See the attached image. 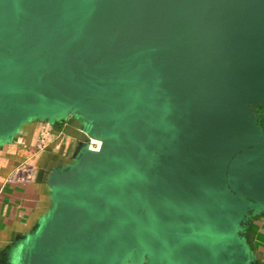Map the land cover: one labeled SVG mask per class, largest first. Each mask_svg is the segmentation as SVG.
I'll list each match as a JSON object with an SVG mask.
<instances>
[{"label":"water","instance_id":"obj_1","mask_svg":"<svg viewBox=\"0 0 264 264\" xmlns=\"http://www.w3.org/2000/svg\"><path fill=\"white\" fill-rule=\"evenodd\" d=\"M264 0H0V138L85 122L34 264H249L264 210Z\"/></svg>","mask_w":264,"mask_h":264},{"label":"crops","instance_id":"obj_2","mask_svg":"<svg viewBox=\"0 0 264 264\" xmlns=\"http://www.w3.org/2000/svg\"><path fill=\"white\" fill-rule=\"evenodd\" d=\"M75 118L68 117L63 128L54 127L67 138L61 149L35 150L47 121L41 118L25 123L13 138H0V264H34L35 240L55 204L51 175L75 159L74 143L95 141L85 140L87 132L83 133ZM22 164L32 166V179L10 180ZM242 236L250 253L249 264H264V210L252 212L242 226Z\"/></svg>","mask_w":264,"mask_h":264},{"label":"built area","instance_id":"obj_3","mask_svg":"<svg viewBox=\"0 0 264 264\" xmlns=\"http://www.w3.org/2000/svg\"><path fill=\"white\" fill-rule=\"evenodd\" d=\"M64 136L57 134L54 130L52 122L45 121L37 143L35 145V150L40 152L46 150L52 146L54 149H61L64 141ZM33 168L31 165H20L11 174L10 180L15 181H26L32 179Z\"/></svg>","mask_w":264,"mask_h":264},{"label":"rangeland","instance_id":"obj_4","mask_svg":"<svg viewBox=\"0 0 264 264\" xmlns=\"http://www.w3.org/2000/svg\"><path fill=\"white\" fill-rule=\"evenodd\" d=\"M71 115H72V116H71ZM68 117H69V118H74V117H77V116H76V114H73V113H67V114L64 115V116H58V117H56V119H55V121H54V123H53V126H54V127H60V128H63V126H64V122L67 120ZM66 140H67V138L64 139L63 143H65ZM94 140H95V141H93V142H91V143H87V144H88V147H89L90 149H97L98 146H99V141H98L97 139H94ZM71 144H73V143H71ZM74 144H76V149H75V151H74V154L76 155V154L78 153V151H79L80 145H79L78 143H74ZM131 262H132V261L129 260V261L127 262V264H132ZM144 264H147V263L144 262Z\"/></svg>","mask_w":264,"mask_h":264},{"label":"flooded vegetation","instance_id":"obj_5","mask_svg":"<svg viewBox=\"0 0 264 264\" xmlns=\"http://www.w3.org/2000/svg\"><path fill=\"white\" fill-rule=\"evenodd\" d=\"M251 111L252 113L257 117L258 124L264 128V105L255 106L251 105ZM75 122L78 125L79 128H82L83 133H85V122L80 118H75Z\"/></svg>","mask_w":264,"mask_h":264},{"label":"bare ground","instance_id":"obj_6","mask_svg":"<svg viewBox=\"0 0 264 264\" xmlns=\"http://www.w3.org/2000/svg\"><path fill=\"white\" fill-rule=\"evenodd\" d=\"M100 143V142H99Z\"/></svg>","mask_w":264,"mask_h":264}]
</instances>
